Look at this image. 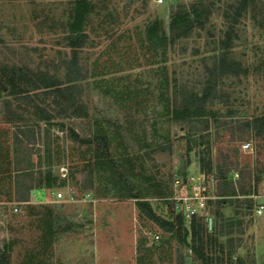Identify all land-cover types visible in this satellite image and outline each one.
<instances>
[{
  "label": "rangeland",
  "instance_id": "374dc122",
  "mask_svg": "<svg viewBox=\"0 0 264 264\" xmlns=\"http://www.w3.org/2000/svg\"><path fill=\"white\" fill-rule=\"evenodd\" d=\"M240 2L0 0V69L60 82L66 36L85 35L78 115L40 93L51 120H37L0 78V256L11 264H201L190 236L177 242L140 203L172 222L184 211L180 199L204 188V207L185 202L201 223L211 220L210 264H264V213L254 215L264 205V0H246L236 16ZM227 37L243 72L211 79ZM190 95L205 101L185 107ZM70 127L89 140L70 141ZM19 165L36 186L21 202ZM226 171L236 195L218 197ZM12 203L21 211L13 214ZM190 221L184 216L187 229Z\"/></svg>",
  "mask_w": 264,
  "mask_h": 264
},
{
  "label": "trees",
  "instance_id": "16d2710c",
  "mask_svg": "<svg viewBox=\"0 0 264 264\" xmlns=\"http://www.w3.org/2000/svg\"><path fill=\"white\" fill-rule=\"evenodd\" d=\"M246 0H241L239 6L235 11V15L239 16L241 11L245 6ZM85 35L80 33V31L73 30L69 32L66 36V41L68 46L71 49V54L69 58L64 61L63 67L65 74L62 81L58 82L56 76L50 75L47 72H34L30 69L11 66L9 72L8 68L0 69V78L7 83V92L8 97L13 98L14 101L23 103L26 107L32 108V114L37 120L41 121H50L49 110L48 108L39 103V94H53L56 106L63 108V113L70 112L71 116L78 115V112H81L84 108V103L79 94V81L82 80L81 69L78 63V48L82 45ZM230 38L227 37L225 41L222 42L220 47V53L217 55L216 64L214 70L210 72V78H215L217 76H224L227 74H240L243 72V69L240 64L229 58L228 50L230 49ZM7 78L5 79L4 78ZM9 76V77H8ZM209 81V80H208ZM212 82V81H211ZM190 102H185V107L195 106L197 103H204L205 97H196L190 95L188 97ZM7 103H10L7 102ZM194 122L193 120L190 123ZM250 123L248 122V125ZM89 125V124H88ZM39 127V123H36ZM190 131L195 130V127H191ZM88 129H90L88 127ZM33 133V130L30 131ZM70 141L73 143H86L89 139L81 137L76 132L74 127L67 128L66 130ZM20 143H22L20 141ZM19 165L15 170L14 177V193L17 201H27L29 192L32 188H35L34 178L20 170ZM226 171L222 176V183L218 184V191L216 192L218 197L223 196H234L236 191L233 190L234 184L231 181H227ZM83 176L84 173H83ZM41 177V176H39ZM90 186V185H89ZM83 188L86 190L88 187L83 185ZM90 188V187H89ZM239 195H250V191L245 192L242 189L237 191ZM140 208L143 213L152 221H154L158 226L163 230L172 232L175 235L177 242L181 244H187V238L190 236L191 244L189 246L190 251L195 256L201 264H210L212 260L210 258L209 252L206 251V245L204 243L205 237L208 234L213 233V229H209L208 225L201 223L200 219L196 216H193L189 229L184 226V216L183 213H177L174 215V220L172 222L166 221L158 216L152 211L151 207L146 203H140ZM173 214V210H171ZM0 264H11L10 255L0 256Z\"/></svg>",
  "mask_w": 264,
  "mask_h": 264
},
{
  "label": "built area",
  "instance_id": "2783aa9c",
  "mask_svg": "<svg viewBox=\"0 0 264 264\" xmlns=\"http://www.w3.org/2000/svg\"><path fill=\"white\" fill-rule=\"evenodd\" d=\"M156 2H157V4H161V3H163V0H156ZM243 148L244 149H250V150H252L249 143L244 144L243 145ZM61 172H64V170H61ZM67 175H68L67 173H65V174L63 173L62 178H67ZM203 192H204V188H198L196 190V193L194 192L193 197H187L188 199H186V197L180 199V200H183L182 202H184V211L182 213H184V216L186 218L192 219V217L195 216V214L197 212V209L196 208H192V206H190L189 204L186 205V202L185 201L189 200L190 198H194V199L198 200L197 203L201 207H204L205 206V201H204V198L205 197L202 195ZM53 197H54L55 200H58V199L63 198V194H62V192H54L53 193ZM69 198L71 200L74 199V197H73L72 194H70V197ZM21 204L20 203H12V204H10V209L9 210L13 214H15V213L21 211V209H20ZM4 211H5V208H4L3 205H1L0 206V217H2L4 215L3 214ZM263 213H264V205L262 204V205L257 206V208L254 211V215L261 216Z\"/></svg>",
  "mask_w": 264,
  "mask_h": 264
},
{
  "label": "water",
  "instance_id": "95a60500",
  "mask_svg": "<svg viewBox=\"0 0 264 264\" xmlns=\"http://www.w3.org/2000/svg\"><path fill=\"white\" fill-rule=\"evenodd\" d=\"M208 225H209V229H210L211 228V220L209 221Z\"/></svg>",
  "mask_w": 264,
  "mask_h": 264
}]
</instances>
